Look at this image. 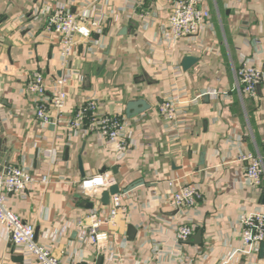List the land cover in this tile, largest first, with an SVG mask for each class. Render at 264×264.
Listing matches in <instances>:
<instances>
[{"label":"crops","instance_id":"1","mask_svg":"<svg viewBox=\"0 0 264 264\" xmlns=\"http://www.w3.org/2000/svg\"><path fill=\"white\" fill-rule=\"evenodd\" d=\"M57 6L101 21L88 40L76 38L67 111L91 93L100 98L102 114L128 121L133 145L119 161L96 135L69 138L61 128L43 126L35 115L38 98L23 91L35 70L47 83L61 73L59 38L47 29ZM206 7L209 25L198 39L203 49L184 41L198 59L184 71L182 49L164 38L165 0H101L96 7L91 0H0V173L15 166L50 177L46 187L9 194L7 207L34 225L36 240L62 264H106V255L81 240L89 213L108 214L110 201L102 205L100 194L84 196L78 188L81 179L96 174L113 180L118 192L128 191L125 212L111 230L120 256L114 264H247L237 253L238 217L242 210L264 211V179L259 187L247 184L237 158L262 151L264 82L254 97L240 95L236 73L241 60L264 69V0H207ZM164 96L181 103V137L158 114ZM138 101L146 110L127 117L128 104ZM172 177L201 189L197 208L171 206L162 181ZM189 222L196 225L194 234L201 231L200 244L181 246L183 262L158 258L175 246L173 228ZM256 256L260 262L249 264H264L260 248ZM0 264H30L2 227Z\"/></svg>","mask_w":264,"mask_h":264},{"label":"built area","instance_id":"2","mask_svg":"<svg viewBox=\"0 0 264 264\" xmlns=\"http://www.w3.org/2000/svg\"><path fill=\"white\" fill-rule=\"evenodd\" d=\"M101 0H91L96 7ZM169 6V14L165 23L164 38L174 43V49H182L185 56H192L193 49L184 44L197 43L200 36L205 34L209 25L210 12L206 7L207 0H165ZM264 20V17H263ZM101 21L96 16L71 13L65 6H57L50 15L47 29L53 30L59 38V58L61 73L49 83L45 82L42 74L35 70L24 79L25 94L38 98L36 118L43 126L53 125L63 129L69 138L77 134H90L98 137L100 145L114 154L116 160L123 159L133 145L131 127L128 121L117 115L101 113V101L98 96L87 94L79 106L70 113L67 111L68 96L66 87L72 80L73 74L68 65L76 52L79 39L88 40L93 33L99 31ZM264 51V47H263ZM182 54L180 55L183 56ZM175 75L180 73V66H173ZM236 89L240 95L254 97L256 87L264 82V69L254 65L252 61L241 60V66L236 73ZM210 95L218 94L212 91ZM181 103L177 96H164L157 106L161 119L171 126L175 137H181L186 128L180 111ZM53 114H49V111ZM131 141H130V140ZM50 154V152H49ZM49 157V156H48ZM237 161L244 164V180L252 187H259L264 179V142L262 151L253 155L241 153ZM50 183L47 174H36L21 167L7 166L0 173V227L10 240L14 251L23 253L30 258V264H62L51 249L36 240L34 225L23 221L7 207L9 194H24L31 186L40 184L44 187ZM170 191L171 206L177 211L194 210L202 199L201 189L195 184H182L179 178L162 181ZM113 180L105 174H96L83 178L78 182V188L84 196H96L113 186ZM128 191L113 195L108 207L107 216L95 212L87 216V224L83 226L81 240L89 245L98 256H104L106 264H114L120 260L111 230L125 210L122 202L127 198ZM109 230H103V227ZM196 225L193 223L175 226L172 238L175 246L167 252L158 253V258L185 260L181 246L194 234ZM237 235L240 247L237 253L246 263L260 262L257 253L264 243V211L242 210L238 217ZM158 246H162L159 244ZM164 260L163 263L164 264Z\"/></svg>","mask_w":264,"mask_h":264},{"label":"water","instance_id":"3","mask_svg":"<svg viewBox=\"0 0 264 264\" xmlns=\"http://www.w3.org/2000/svg\"><path fill=\"white\" fill-rule=\"evenodd\" d=\"M197 62H198V59L193 56H184L181 61V67L184 71H186L188 70V68H190ZM145 110H146V104L143 101L130 103L128 104L126 108V116L127 117L137 116L138 114L143 113ZM118 191L119 190L116 185H113L109 187L107 190L102 191L99 197L100 203L102 205H108L110 201V197L117 194ZM200 240H201V231L198 230L196 234H194L188 241H186V243H194L198 245L200 244ZM263 252H264V243H262L260 247V257L263 256Z\"/></svg>","mask_w":264,"mask_h":264}]
</instances>
